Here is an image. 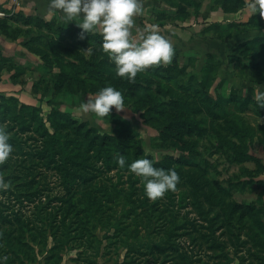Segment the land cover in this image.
Wrapping results in <instances>:
<instances>
[{
  "label": "rangeland",
  "instance_id": "obj_1",
  "mask_svg": "<svg viewBox=\"0 0 264 264\" xmlns=\"http://www.w3.org/2000/svg\"><path fill=\"white\" fill-rule=\"evenodd\" d=\"M247 4L142 0L134 38L156 26L175 54L135 79L119 76L102 35L81 37L76 20L5 18L0 32L27 53L0 49V122L13 144L0 162L10 185L0 188V211L29 218L34 264H264V16ZM108 84L126 108L82 111ZM71 128L104 139L73 143ZM117 154L174 167L177 188L152 200ZM41 199H51L44 214L67 217L64 235L36 229Z\"/></svg>",
  "mask_w": 264,
  "mask_h": 264
},
{
  "label": "clouds",
  "instance_id": "obj_2",
  "mask_svg": "<svg viewBox=\"0 0 264 264\" xmlns=\"http://www.w3.org/2000/svg\"><path fill=\"white\" fill-rule=\"evenodd\" d=\"M49 4L52 9L61 10L67 21H77L82 29L81 37L93 32L102 35V48L121 77L135 79L138 72L149 66L170 63L173 59L175 49L171 41L156 26L134 38L132 26L135 15L143 10L142 0H49ZM247 7L254 14L264 16V0H248ZM86 51L92 52L93 49L89 46ZM259 103L264 105V99ZM113 105L116 110L125 109V97L120 89L108 84L95 95H90L80 108L103 117L112 112ZM12 151L9 132L0 122V162L7 160ZM116 159L121 167L126 166L139 177L145 194L152 200L177 188L180 175L174 167L157 166L148 156L136 158L131 163L123 154H117ZM9 186V182L0 176V188ZM7 258L6 255L0 256V264H4Z\"/></svg>",
  "mask_w": 264,
  "mask_h": 264
},
{
  "label": "trees",
  "instance_id": "obj_3",
  "mask_svg": "<svg viewBox=\"0 0 264 264\" xmlns=\"http://www.w3.org/2000/svg\"><path fill=\"white\" fill-rule=\"evenodd\" d=\"M0 10H3L7 13L9 11L3 7V5L0 4ZM13 16H6L4 18H0V28L1 26H4L7 22H5V18H9ZM4 19V20H2ZM8 19V21H9ZM47 23V22H46ZM255 127V126H254ZM246 129H251V127H246ZM256 129V127H255ZM257 130H264L263 126H260ZM57 132V130H55ZM57 133L48 136V143L51 139H54ZM83 135V136H82ZM103 138L101 136L94 135L92 136L89 134V132H84V134L80 131H77L75 128H71L68 134V138L71 142H79V141H85L87 147H90L92 144H97L98 139L97 138ZM260 141L264 143V136L259 135L258 136ZM67 143L64 145L66 146ZM65 149L67 147H64ZM130 161V160H129ZM130 161L129 163H131ZM51 199L48 200H40L35 204V206L32 208L34 209V217L33 221L35 222L36 229L39 230L40 234L53 232L55 234H62L67 231L68 229V221L67 217L64 216V213H62V217L58 218L60 212L59 211H53L49 214H44V207L47 206L46 203L49 202ZM27 203H36V200H32ZM4 205V207H8L6 198L2 199L0 202V205ZM6 207V208H7ZM9 208L12 209V207L9 205ZM6 210L2 209L0 211V256L6 255L8 258L6 261H4V264H34L37 262L36 253L35 250H33L32 246L25 242L24 240V233H25V227L26 222L29 218L22 217V215L17 213L16 218H10L8 219L7 216L4 214ZM37 223V224H36ZM38 225V226H37ZM83 230V229H82ZM75 242H81L84 239L82 238H74ZM65 237L62 242V249H65V246L67 245L65 243ZM79 245H83L82 243H79ZM84 264H92L91 261L88 262H82Z\"/></svg>",
  "mask_w": 264,
  "mask_h": 264
},
{
  "label": "crops",
  "instance_id": "obj_4",
  "mask_svg": "<svg viewBox=\"0 0 264 264\" xmlns=\"http://www.w3.org/2000/svg\"><path fill=\"white\" fill-rule=\"evenodd\" d=\"M20 5L14 7L13 0H0V4L3 5L5 9L9 11V14L21 13L26 17H37L42 18L47 23L60 25L64 21V17L59 9L50 8L49 0H19ZM15 9V10H13ZM0 49L4 56L11 55L18 50L23 49V52L26 54V49L18 43V41H9L7 36L0 32ZM3 85L9 86L7 80L2 81ZM1 87V82H0Z\"/></svg>",
  "mask_w": 264,
  "mask_h": 264
},
{
  "label": "built area",
  "instance_id": "obj_5",
  "mask_svg": "<svg viewBox=\"0 0 264 264\" xmlns=\"http://www.w3.org/2000/svg\"><path fill=\"white\" fill-rule=\"evenodd\" d=\"M13 4H14L13 6L16 8L20 5V1L19 0H13ZM13 10H15V9H13ZM12 14H9L3 10H0V18H4V17L12 15Z\"/></svg>",
  "mask_w": 264,
  "mask_h": 264
}]
</instances>
